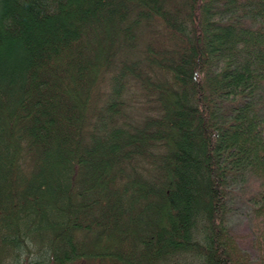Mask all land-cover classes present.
I'll use <instances>...</instances> for the list:
<instances>
[{"label": "trees", "instance_id": "trees-1", "mask_svg": "<svg viewBox=\"0 0 264 264\" xmlns=\"http://www.w3.org/2000/svg\"><path fill=\"white\" fill-rule=\"evenodd\" d=\"M0 264H264V0H0Z\"/></svg>", "mask_w": 264, "mask_h": 264}, {"label": "rangeland", "instance_id": "rangeland-1", "mask_svg": "<svg viewBox=\"0 0 264 264\" xmlns=\"http://www.w3.org/2000/svg\"><path fill=\"white\" fill-rule=\"evenodd\" d=\"M123 98L133 105L127 109L129 112L139 113L141 98L136 95L134 87ZM256 189L257 182L252 178L235 182L227 189L226 227L237 248L246 254L250 261H253L256 255L255 230L259 228L260 224L251 214L249 204V197Z\"/></svg>", "mask_w": 264, "mask_h": 264}, {"label": "bare ground", "instance_id": "bare-ground-1", "mask_svg": "<svg viewBox=\"0 0 264 264\" xmlns=\"http://www.w3.org/2000/svg\"><path fill=\"white\" fill-rule=\"evenodd\" d=\"M131 103L130 101H126V103L128 104V106H126L127 109H130L131 107H133V105H130L129 103ZM147 109V108H146ZM147 111V110H146Z\"/></svg>", "mask_w": 264, "mask_h": 264}]
</instances>
